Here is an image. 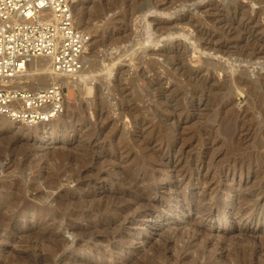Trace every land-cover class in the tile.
I'll return each instance as SVG.
<instances>
[{
    "label": "rangeland",
    "instance_id": "374dc122",
    "mask_svg": "<svg viewBox=\"0 0 264 264\" xmlns=\"http://www.w3.org/2000/svg\"><path fill=\"white\" fill-rule=\"evenodd\" d=\"M75 16L64 113H0V264H264V0Z\"/></svg>",
    "mask_w": 264,
    "mask_h": 264
},
{
    "label": "built area",
    "instance_id": "2783aa9c",
    "mask_svg": "<svg viewBox=\"0 0 264 264\" xmlns=\"http://www.w3.org/2000/svg\"><path fill=\"white\" fill-rule=\"evenodd\" d=\"M79 0H0V113L30 125L50 121L66 109V85L10 89L35 57L51 60L52 70L73 74L84 66L91 35L75 16ZM17 107V110H14Z\"/></svg>",
    "mask_w": 264,
    "mask_h": 264
},
{
    "label": "bare ground",
    "instance_id": "6f19581e",
    "mask_svg": "<svg viewBox=\"0 0 264 264\" xmlns=\"http://www.w3.org/2000/svg\"><path fill=\"white\" fill-rule=\"evenodd\" d=\"M84 64H85V61H84ZM32 66L36 67L35 70H37V71L43 70L44 72H42V74H39V75H36L35 73L33 74L30 72V68ZM83 69L84 68H82L81 70H83ZM81 70H79L78 72L73 73V74L54 73V71L52 70L51 60L49 58L39 56V57L33 58L31 60V62L29 63L28 67L26 68V71L23 74L18 75L12 82H10L9 86H10V89H12L14 91H17L20 89H28L27 88L28 84H32L33 86L36 85L40 89H46L52 84L53 81L56 82V80L57 81L65 80V81H67L68 86H70V84L72 82L71 78L73 76H75L76 74H78ZM68 93H69V91H68ZM14 110H17V107H14ZM8 117L10 119H12L10 116H8ZM14 121H17V120H14ZM50 121H52V120H50ZM50 121H39V122H37V124L38 123H46L47 124ZM19 122H22V121H19ZM22 123H24V122H22Z\"/></svg>",
    "mask_w": 264,
    "mask_h": 264
},
{
    "label": "water",
    "instance_id": "95a60500",
    "mask_svg": "<svg viewBox=\"0 0 264 264\" xmlns=\"http://www.w3.org/2000/svg\"><path fill=\"white\" fill-rule=\"evenodd\" d=\"M145 6H146L145 4L139 6V7L137 8V10H136V13L141 12V11L145 8Z\"/></svg>",
    "mask_w": 264,
    "mask_h": 264
}]
</instances>
